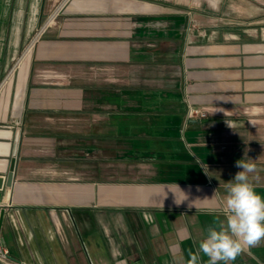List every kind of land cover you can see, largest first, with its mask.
Returning <instances> with one entry per match:
<instances>
[{
  "label": "crops",
  "instance_id": "obj_1",
  "mask_svg": "<svg viewBox=\"0 0 264 264\" xmlns=\"http://www.w3.org/2000/svg\"><path fill=\"white\" fill-rule=\"evenodd\" d=\"M204 16L0 0V176L15 160L0 244L15 263L187 264L237 161L264 196V23L238 35ZM230 264H264V241Z\"/></svg>",
  "mask_w": 264,
  "mask_h": 264
},
{
  "label": "clouds",
  "instance_id": "obj_2",
  "mask_svg": "<svg viewBox=\"0 0 264 264\" xmlns=\"http://www.w3.org/2000/svg\"><path fill=\"white\" fill-rule=\"evenodd\" d=\"M236 167L243 170L226 184V194L220 202L224 219L213 220L197 250L189 251L187 264H230L264 241V196L256 191L247 175L255 165L240 160ZM144 219L150 222L152 217L145 212Z\"/></svg>",
  "mask_w": 264,
  "mask_h": 264
},
{
  "label": "rangeland",
  "instance_id": "obj_3",
  "mask_svg": "<svg viewBox=\"0 0 264 264\" xmlns=\"http://www.w3.org/2000/svg\"><path fill=\"white\" fill-rule=\"evenodd\" d=\"M170 5L181 8L191 17L194 13H203L213 25L238 35H256L259 23H264V0H170Z\"/></svg>",
  "mask_w": 264,
  "mask_h": 264
},
{
  "label": "built area",
  "instance_id": "obj_4",
  "mask_svg": "<svg viewBox=\"0 0 264 264\" xmlns=\"http://www.w3.org/2000/svg\"><path fill=\"white\" fill-rule=\"evenodd\" d=\"M189 116L190 117H199V118H205L207 116V114L203 111H201L200 109L197 108H191L189 111ZM7 209L6 205H3V203H0V216H1V212L2 210ZM0 261L7 263V264H17L15 263L9 254V251L4 248L3 246H1L0 244Z\"/></svg>",
  "mask_w": 264,
  "mask_h": 264
},
{
  "label": "water",
  "instance_id": "obj_5",
  "mask_svg": "<svg viewBox=\"0 0 264 264\" xmlns=\"http://www.w3.org/2000/svg\"><path fill=\"white\" fill-rule=\"evenodd\" d=\"M14 166H15V160L12 162L11 170L8 173V175L0 176V203L2 202V195H3L2 190L4 189V186H8V187L12 186L13 178H14ZM4 213H5L4 210H2L1 216H0V233H1V228L3 224ZM0 264H7V263L0 261Z\"/></svg>",
  "mask_w": 264,
  "mask_h": 264
}]
</instances>
